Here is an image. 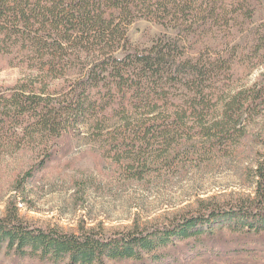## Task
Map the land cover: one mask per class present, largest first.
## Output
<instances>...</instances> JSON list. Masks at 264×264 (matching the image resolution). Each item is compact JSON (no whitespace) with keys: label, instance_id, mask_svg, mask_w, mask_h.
<instances>
[{"label":"trees","instance_id":"16d2710c","mask_svg":"<svg viewBox=\"0 0 264 264\" xmlns=\"http://www.w3.org/2000/svg\"><path fill=\"white\" fill-rule=\"evenodd\" d=\"M254 5V0H0V52L37 74L0 90V146L35 140L51 160L60 138L88 126L127 177L142 179L190 160L178 157L184 144L200 143L198 157L204 159L215 149L229 152L246 136L261 145L252 194L200 198L168 223L136 219L129 227L107 229L83 220L77 231L67 232L26 222L11 199L0 217V255L23 263L158 264L171 258V249L195 243V257L212 264H264V126L247 131L264 115V72L258 82L233 90L225 50L184 57L181 44L183 36L208 35L226 10L251 18ZM139 18L173 27L179 35L165 33L150 48L134 47L128 31ZM179 257L172 259L180 262Z\"/></svg>","mask_w":264,"mask_h":264},{"label":"rangeland","instance_id":"374dc122","mask_svg":"<svg viewBox=\"0 0 264 264\" xmlns=\"http://www.w3.org/2000/svg\"><path fill=\"white\" fill-rule=\"evenodd\" d=\"M254 3L251 18L226 10L219 26L208 30V35L190 34L180 41L185 47L184 57L196 58L209 49L225 50L223 56L232 62L233 90L258 82L264 72V2ZM128 33L133 46L142 49L150 48L165 33L179 35L173 27L150 18L134 21ZM30 75L37 74L14 55L0 52V90L15 86ZM174 98L179 102V96ZM108 122L114 124L113 120ZM254 122L247 129L249 133L263 128L264 115L260 114ZM91 130L82 126L60 138L51 160L43 145L35 140L24 141L20 146H0V217L5 215L8 202L16 199L22 217L32 225L70 232L77 231L84 220L89 226L102 223L107 229H116L131 226L136 219L144 225L168 223L173 217L190 212L200 198L222 199L231 192H254L251 179L261 145L250 136L235 143L229 152L215 149L207 159L198 157L200 143L184 144L178 157L190 156V160L134 179L107 156L105 143L95 140ZM194 244H189L191 248L186 244L182 248L179 245V250L171 249V258L163 263L212 264L205 257H195ZM172 257H179L180 262ZM0 260L3 264H50L28 259L23 263L17 258H6L4 252Z\"/></svg>","mask_w":264,"mask_h":264}]
</instances>
